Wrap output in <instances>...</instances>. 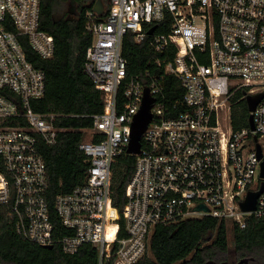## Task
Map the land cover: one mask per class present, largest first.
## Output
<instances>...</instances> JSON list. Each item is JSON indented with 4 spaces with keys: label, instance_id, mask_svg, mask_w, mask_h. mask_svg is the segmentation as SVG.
I'll return each instance as SVG.
<instances>
[{
    "label": "built area",
    "instance_id": "built-area-1",
    "mask_svg": "<svg viewBox=\"0 0 264 264\" xmlns=\"http://www.w3.org/2000/svg\"><path fill=\"white\" fill-rule=\"evenodd\" d=\"M95 1L85 11L84 69L103 108L88 115L92 126L78 143L87 162L82 183L56 193L51 205L39 147L55 144L61 128L57 114L31 105L44 95L45 71L27 48L50 58L54 37L40 27L41 0H0V205L16 229L70 254L89 243L96 264H133L158 224L208 215L244 227L263 217L264 184L254 209L243 210L241 201L264 183V0H100V13ZM129 36L150 37L153 65L162 72L125 80ZM166 73L183 87L181 110L164 96ZM244 87L263 93L251 111L253 129L230 121V100ZM145 88L153 97L151 118L139 151L128 153L134 169L118 205L114 162L126 152Z\"/></svg>",
    "mask_w": 264,
    "mask_h": 264
},
{
    "label": "trees",
    "instance_id": "trees-1",
    "mask_svg": "<svg viewBox=\"0 0 264 264\" xmlns=\"http://www.w3.org/2000/svg\"><path fill=\"white\" fill-rule=\"evenodd\" d=\"M94 0H41L40 27L54 37L50 58H41L27 48L28 57L45 71V90L33 99L34 110L55 113V124L61 128L55 144L41 143L39 150L46 164L50 204L58 192H69L82 183L87 162L78 149L85 128L92 126L89 114L102 111V93L84 69L85 48L89 33L85 31V11ZM158 31L166 26L157 23ZM127 59L126 81L147 70L162 72L153 65L157 56L150 37L136 42L128 37L123 47ZM164 96L172 104H181L183 87L172 73L164 74ZM123 86L118 95L121 98ZM246 87L235 92L230 100V121L233 128L248 125ZM135 155L121 152L114 162L115 204L123 203L125 185L134 169ZM52 207V206H51ZM230 236V237H229ZM229 238L232 245L229 244ZM247 258L248 263L264 264V216L251 217L244 227L216 217L204 215L185 218L167 225L155 226L148 251L133 264H229ZM97 249L82 244L75 253H65L58 243L40 245L28 240L15 227L8 209L0 205V264H96Z\"/></svg>",
    "mask_w": 264,
    "mask_h": 264
},
{
    "label": "water",
    "instance_id": "water-1",
    "mask_svg": "<svg viewBox=\"0 0 264 264\" xmlns=\"http://www.w3.org/2000/svg\"><path fill=\"white\" fill-rule=\"evenodd\" d=\"M102 8L103 7L101 4V1L96 0L95 3L93 4V9L100 13V12H102ZM154 27L155 26H152L148 30L149 34L152 33ZM262 95H263L262 92H258V93H254V94L245 93V100H246L247 108L249 111L248 124H249L251 129L254 128L253 117H252L251 111L254 110L257 102L260 100ZM152 101H153V97L149 94L148 89L145 88L143 91L141 104L139 106L138 111L134 115L132 123H131V135H130L129 144L126 148L127 153H136L140 149V145H141L140 136L143 133V131L145 130V128H146V126H147V124L151 118L150 108H151ZM254 139H256L255 135H254ZM257 153H258V156L261 155L260 145L258 143H257ZM261 164H262L261 174L264 175V161H262ZM263 184L264 183L262 182L259 189L254 190V191L249 190L247 192L245 199L241 201V207L243 210L254 209L256 198L259 195L260 191L262 190ZM202 206H203L202 204H198L196 208H201ZM242 262L248 263L247 258H241L240 260H238L234 264H241ZM206 264H213V262L211 260H209ZM220 264H229V263L227 261H223Z\"/></svg>",
    "mask_w": 264,
    "mask_h": 264
},
{
    "label": "rangeland",
    "instance_id": "rangeland-1",
    "mask_svg": "<svg viewBox=\"0 0 264 264\" xmlns=\"http://www.w3.org/2000/svg\"><path fill=\"white\" fill-rule=\"evenodd\" d=\"M229 237H230V236H229ZM229 244H230V246L232 245L230 238H229ZM234 263H235V262L230 263V264H234Z\"/></svg>",
    "mask_w": 264,
    "mask_h": 264
}]
</instances>
